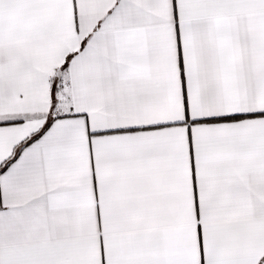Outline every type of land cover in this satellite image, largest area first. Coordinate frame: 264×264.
I'll use <instances>...</instances> for the list:
<instances>
[{"label":"snow or ice","instance_id":"1","mask_svg":"<svg viewBox=\"0 0 264 264\" xmlns=\"http://www.w3.org/2000/svg\"><path fill=\"white\" fill-rule=\"evenodd\" d=\"M0 264H264V0H0Z\"/></svg>","mask_w":264,"mask_h":264}]
</instances>
